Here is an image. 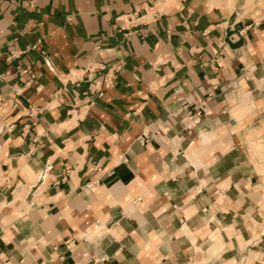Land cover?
<instances>
[{
    "label": "crops",
    "instance_id": "1",
    "mask_svg": "<svg viewBox=\"0 0 264 264\" xmlns=\"http://www.w3.org/2000/svg\"><path fill=\"white\" fill-rule=\"evenodd\" d=\"M262 152L264 0H0V264H264Z\"/></svg>",
    "mask_w": 264,
    "mask_h": 264
},
{
    "label": "rangeland",
    "instance_id": "2",
    "mask_svg": "<svg viewBox=\"0 0 264 264\" xmlns=\"http://www.w3.org/2000/svg\"><path fill=\"white\" fill-rule=\"evenodd\" d=\"M258 157H259V164L258 165L261 166V168H264V152H262L261 154H258Z\"/></svg>",
    "mask_w": 264,
    "mask_h": 264
},
{
    "label": "built area",
    "instance_id": "3",
    "mask_svg": "<svg viewBox=\"0 0 264 264\" xmlns=\"http://www.w3.org/2000/svg\"><path fill=\"white\" fill-rule=\"evenodd\" d=\"M197 116H199V112L197 113Z\"/></svg>",
    "mask_w": 264,
    "mask_h": 264
},
{
    "label": "bare ground",
    "instance_id": "4",
    "mask_svg": "<svg viewBox=\"0 0 264 264\" xmlns=\"http://www.w3.org/2000/svg\"><path fill=\"white\" fill-rule=\"evenodd\" d=\"M256 218H258V217H256ZM259 221V220H258Z\"/></svg>",
    "mask_w": 264,
    "mask_h": 264
}]
</instances>
